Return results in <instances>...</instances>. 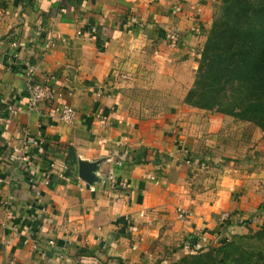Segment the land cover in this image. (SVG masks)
<instances>
[{"label": "crops", "instance_id": "0c3cea01", "mask_svg": "<svg viewBox=\"0 0 264 264\" xmlns=\"http://www.w3.org/2000/svg\"><path fill=\"white\" fill-rule=\"evenodd\" d=\"M201 2L0 0V171L12 172L27 128L46 140L31 148L32 175L51 181L40 195L31 175L0 185V264H151L179 240L197 248L194 234L211 242L264 220V157L248 162L264 134L176 101L178 65L185 86L196 64L170 32L193 42L201 29L203 41L219 0ZM51 77L55 96L26 110L31 79ZM143 89L164 94L162 111L137 113L132 91ZM64 103L79 112L71 123L53 118Z\"/></svg>", "mask_w": 264, "mask_h": 264}, {"label": "trees", "instance_id": "16d2710c", "mask_svg": "<svg viewBox=\"0 0 264 264\" xmlns=\"http://www.w3.org/2000/svg\"><path fill=\"white\" fill-rule=\"evenodd\" d=\"M185 102L251 120L264 130V0H222ZM67 155L74 163L73 150ZM234 244L245 245L253 261L264 264V228L236 236ZM219 262L232 264L225 255Z\"/></svg>", "mask_w": 264, "mask_h": 264}, {"label": "rangeland", "instance_id": "374dc122", "mask_svg": "<svg viewBox=\"0 0 264 264\" xmlns=\"http://www.w3.org/2000/svg\"><path fill=\"white\" fill-rule=\"evenodd\" d=\"M201 4L206 1V0H201ZM222 6V0H219V8L218 10L212 15L211 21H210V26L209 29L207 30L205 34V38L203 41L200 40V35L197 34L198 32L196 31H201V29L195 28L193 30V34L198 36V40H195L193 42L188 41L185 42V38L183 39L181 36L184 35H179L176 34V32H170V41L174 42V44L178 46H186L189 48V51H187L185 54H191L194 57V62L196 64V67L193 72V80L192 83L187 80V84H182V80L180 79L183 72L178 65L177 68V78L175 79L173 85L176 88L177 91V99L176 101L180 103L182 106H188L190 108L195 107L192 105H189L185 102V97L188 92V90L192 87L197 70L200 64V61L202 59V53L205 47V44L208 40L210 30L212 28L213 24V19L214 16L220 11ZM179 61V60H178ZM132 94L137 97V99L144 104H135L134 108L137 110V113L144 112L147 114H155L162 109H164L165 105L162 104V101L164 100V94L161 92H158L156 90L152 89H143V90H133ZM199 108V107H197ZM203 109L206 113H221V112H215V111H210L204 108H199ZM226 114V113H222ZM230 115V114H228ZM233 118L232 120H237L241 118H237L233 115H231ZM237 118V119H236ZM245 121H249L252 123L253 128H258L263 134L264 130L260 128L256 123H254L251 120L247 119H241ZM93 130V129H92ZM259 139H263L260 134L258 136ZM252 147V146H250ZM251 160H248L249 163H257L261 162L259 161L262 157H264V149L258 148L255 151H253L250 155ZM184 161L187 163H193L195 161V157L193 156L192 159H189L187 156H184ZM4 203V201H3ZM2 203V204H3ZM261 207V206H260ZM264 209V208H262ZM254 214L250 215V218H252ZM258 219V217H257ZM258 221V220H256ZM245 228H243L241 231H234V233H225L223 230H220V232L216 236V240H212L211 242L209 241H203L202 240V234H194L190 238L193 237V244L196 246H199L197 248L189 249L187 246L184 247L183 243L188 240V239H183L179 240L174 244L173 249H169L168 251L165 250L163 251V258H156L155 256L153 257L152 263L151 264H221L219 262V259L225 255V260L231 261L232 264H259L257 262L253 261V258L249 255V253H246V246L245 245H236L234 244V240L236 239V236H246V235H251L256 233L258 230H261L264 228V220L261 223L255 222L254 224H246L244 223ZM225 235V236H224ZM205 240H208L209 238H212L210 236L205 235L204 236ZM244 244H247L246 241H244ZM170 256V257H169Z\"/></svg>", "mask_w": 264, "mask_h": 264}, {"label": "built area", "instance_id": "2783aa9c", "mask_svg": "<svg viewBox=\"0 0 264 264\" xmlns=\"http://www.w3.org/2000/svg\"><path fill=\"white\" fill-rule=\"evenodd\" d=\"M78 33L83 34L84 30L80 29L78 30ZM94 35H96L97 31L94 30L92 32ZM13 44L18 43V37L14 38ZM53 42L52 38H47L44 41V49H48ZM54 78H46L44 80H37L32 78L29 82V92L26 98V103L24 105V108L26 110H35L38 108L39 104L42 102L49 101L55 96L57 93V87L54 85L53 80ZM7 110L15 113L17 111L16 107H9ZM53 118L59 121H62L64 123H71L75 121L79 117V112L77 108L74 106L64 103V104H57L55 106ZM6 118V117H5ZM4 118V119H5ZM7 119L3 120L0 124V127H5L7 125ZM43 144H46V140L44 136L41 134L38 137L32 136L29 133V130L25 128L24 131V137L22 139V144L19 149V151L15 154L11 155V160L13 162V170L12 172H5V175L0 171V185L8 184L13 185L14 181L16 179H22V178H29L31 179V183L34 187L35 194L40 195L42 188L39 187V184L42 183L44 185L50 184L49 177H44L43 179H39L36 177L35 174H38L36 171V164L34 163L32 157H31V148L33 146H41ZM7 149V145H1L0 146V165L2 163V159H5L4 151ZM190 159V158H189ZM123 159H119L117 161V164L119 166L123 165ZM35 171H34V168ZM34 172L32 175V171ZM15 173V174H14ZM47 173V172H46ZM114 173L109 174V178L107 181L108 185H112L114 181ZM9 204V197L6 198L4 201V205L7 207ZM230 214L229 213H223L220 216V219L227 218ZM178 216L182 219L186 218L187 212L186 210L180 208L178 210ZM14 230H19L20 226L17 222V220L13 219L12 221Z\"/></svg>", "mask_w": 264, "mask_h": 264}]
</instances>
